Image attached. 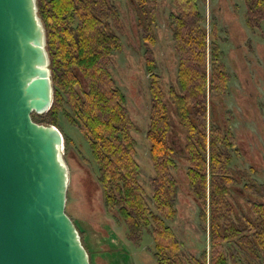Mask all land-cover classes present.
I'll return each instance as SVG.
<instances>
[{
    "label": "trees",
    "instance_id": "16d2710c",
    "mask_svg": "<svg viewBox=\"0 0 264 264\" xmlns=\"http://www.w3.org/2000/svg\"><path fill=\"white\" fill-rule=\"evenodd\" d=\"M122 1L37 0L54 97L50 110L33 112V119L58 126L64 117L82 131L106 204L132 241L148 231L155 264H264V186L245 182L243 194L235 190L239 184L232 160L240 150L223 106L230 78L215 18L207 30L199 0H170L168 27L177 64L174 80L164 90L154 53L156 0H127L148 74L146 138L152 175L147 188L137 160L140 128L114 74L125 33ZM243 1L247 26L259 29L264 0ZM173 133L180 148L174 147ZM66 148L70 150L68 141ZM184 193L198 208L197 227L207 244L202 250L193 235L180 240L170 224L179 218L177 203ZM77 228L95 264L87 233Z\"/></svg>",
    "mask_w": 264,
    "mask_h": 264
},
{
    "label": "rangeland",
    "instance_id": "374dc122",
    "mask_svg": "<svg viewBox=\"0 0 264 264\" xmlns=\"http://www.w3.org/2000/svg\"><path fill=\"white\" fill-rule=\"evenodd\" d=\"M155 4L157 41L154 53L162 86L167 90L174 80L177 64L168 27L169 13L173 8L170 0H156ZM119 5L125 33L122 34L123 50L116 56L114 74L120 88L128 95L129 110L140 128L136 132L137 160L141 166V181L148 188L152 175L146 138L148 74L141 59L143 49L139 50L141 41L134 11L127 0ZM199 5L205 13L207 30L214 18L220 30L222 60L230 78V89L223 106L240 150L233 153L232 160V169L239 184L235 190L243 194L240 187L245 182L264 186V22L256 30L247 26L243 0H199ZM212 104L218 110L215 103ZM214 114L217 115L215 110ZM218 117L224 121L221 111H218ZM63 118L57 127L64 135L63 159L70 170L66 212L87 233L95 264H155L151 235L145 231L138 242L130 239L125 224L117 220L113 209L103 198L88 141L76 125ZM171 138L174 147L180 148L178 136L176 138L173 133ZM235 200L242 202L238 197ZM177 206L179 218L170 223L177 236L185 241L193 235L200 250L207 247L205 235L198 231V208L193 198L181 194Z\"/></svg>",
    "mask_w": 264,
    "mask_h": 264
},
{
    "label": "water",
    "instance_id": "95a60500",
    "mask_svg": "<svg viewBox=\"0 0 264 264\" xmlns=\"http://www.w3.org/2000/svg\"><path fill=\"white\" fill-rule=\"evenodd\" d=\"M53 97L37 0H0V264H91L66 212L64 135L32 117Z\"/></svg>",
    "mask_w": 264,
    "mask_h": 264
}]
</instances>
